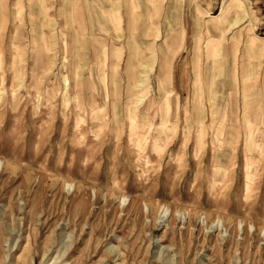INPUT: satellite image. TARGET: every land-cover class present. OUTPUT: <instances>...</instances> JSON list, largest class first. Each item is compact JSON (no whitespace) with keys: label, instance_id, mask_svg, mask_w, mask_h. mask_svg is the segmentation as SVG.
<instances>
[{"label":"rangeland","instance_id":"obj_1","mask_svg":"<svg viewBox=\"0 0 264 264\" xmlns=\"http://www.w3.org/2000/svg\"><path fill=\"white\" fill-rule=\"evenodd\" d=\"M0 264H264V0H0Z\"/></svg>","mask_w":264,"mask_h":264},{"label":"bare ground","instance_id":"obj_2","mask_svg":"<svg viewBox=\"0 0 264 264\" xmlns=\"http://www.w3.org/2000/svg\"><path fill=\"white\" fill-rule=\"evenodd\" d=\"M240 21V20H239ZM236 23V22H235ZM234 23V24H235ZM234 24H233V26H234ZM237 24V23H236ZM227 28V27H226ZM235 28V27H234ZM232 29V28H231ZM132 31H134V29L132 28ZM209 31V30H208ZM132 37V39H134L133 38V35L131 36ZM162 68H164V69H168V65H163L162 66ZM170 81V80H169ZM168 210V209H167ZM169 211V210H168ZM169 213L171 214V212L169 211ZM167 211H165V214H162V216L164 217V219L166 220V218L165 217H167L168 216V214H169ZM170 216V215H169ZM167 218H169V217H167ZM163 220V219H162Z\"/></svg>","mask_w":264,"mask_h":264}]
</instances>
